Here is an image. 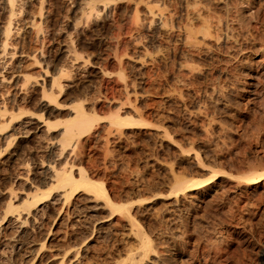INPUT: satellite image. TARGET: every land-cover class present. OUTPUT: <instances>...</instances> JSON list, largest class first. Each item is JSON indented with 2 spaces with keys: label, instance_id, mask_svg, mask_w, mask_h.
<instances>
[{
  "label": "rangeland",
  "instance_id": "374dc122",
  "mask_svg": "<svg viewBox=\"0 0 264 264\" xmlns=\"http://www.w3.org/2000/svg\"><path fill=\"white\" fill-rule=\"evenodd\" d=\"M18 2L0 56V264H264V0H90L97 16L86 0ZM53 75L66 87L51 103ZM76 105L92 120L68 144ZM11 198L23 219L6 227Z\"/></svg>",
  "mask_w": 264,
  "mask_h": 264
},
{
  "label": "bare ground",
  "instance_id": "6f19581e",
  "mask_svg": "<svg viewBox=\"0 0 264 264\" xmlns=\"http://www.w3.org/2000/svg\"><path fill=\"white\" fill-rule=\"evenodd\" d=\"M22 1V0H21ZM2 2V0H0V3ZM7 2V3H6ZM6 2H3V3H6L5 4V7H3L2 6V8H4V9H2V12H3V10L4 11H6L7 10V12L9 13V15L5 18V24L3 25V29H4V31L2 32L3 33V35H2V37L0 36V56L1 57H6L8 54H10V53H12V51L10 50V47H11V45H12V43H9V41H10V36H11V33H12V30H14L13 28H15L14 27V21L16 20V18H14V16L16 15L17 16V11L21 8L20 7V2H18V0H7ZM84 2H85V0H84ZM88 4H87V3ZM86 4H87V7L90 9V10H86V12L88 13L89 11H91L92 12V14L94 15V16H97V14H96V12L98 11V7H97V11H96V9L95 10H93L95 7H94V4H92L91 2H90V0H86ZM44 3V2H43ZM86 4L84 5V6H86ZM1 5H3V4H1ZM83 6V7H84ZM1 8V7H0ZM86 8V7H85ZM93 11L95 12V13H93ZM86 12L84 13V14H86ZM1 13V12H0ZM42 13V12H41ZM98 13V12H97ZM7 15V14H6ZM89 16V15H88ZM15 19V20H14ZM3 20V19H2ZM35 23V22H34ZM17 25V24H16ZM34 26V25H33ZM41 28V27H40ZM40 30V29H39ZM2 31V30H1ZM39 32V31H38ZM189 32V31H188ZM13 34V33H12ZM11 42V41H10ZM11 44V45H10ZM60 46V45H59ZM12 48V47H11ZM59 50L62 52V53H64L65 54V56H66V58H67V60L68 59H70V60H68V61H71V63H76V62H73L76 58L73 56L72 57V50H71V48H70V45L67 43H65V45L63 44V46L62 47H60L59 48ZM13 53H14V51H13ZM62 55V54H61ZM9 57V56H8ZM73 59V61H72V59ZM3 59V58H2ZM12 59V58H11ZM4 60V59H3ZM8 60V59H7ZM2 61V60H1ZM50 62V61H49ZM3 63V62H2ZM49 64V63H48ZM7 65V61L5 60V66ZM72 65V64H71ZM47 66V65H46ZM77 67V66H76ZM45 69H47V68H45ZM66 70V69H65ZM61 72V74L59 75V77L61 76H63L64 74H65V71H64V68H63V71H64V73H63V71H62V69L60 70ZM66 73H67V70H66ZM63 74V75H62ZM54 76V75H53ZM57 76V75H56ZM24 78H23V80H25V84H30L31 83V79L32 78H34V76H32L31 74H26V75H24L23 76ZM60 79V78H59ZM33 80V79H32ZM52 80V79H51ZM0 81H4V77H2L1 79H0ZM60 81H61V79H60ZM30 82V83H29ZM53 83L51 84L52 85V88H51V91H50V89L48 88V87H46V85H45V87L47 88V89H49V91L48 90H45V89H42V91H43V93H42V97H44V96H47L48 98H49V101L51 100L50 99V97H52L53 96V94L55 93V91H57L58 90V93L59 92H62V88L63 87H66V86H63L62 84H64V83H60L59 82V80H58V78H56L55 76L53 77V81H52ZM62 82V81H61ZM45 83V82H44ZM44 83H42L43 85H44ZM33 85H35L34 84V82L32 83ZM23 85V84H22ZM32 85V86H33ZM23 87H25V86H23ZM23 87H21V88H23ZM35 87V86H34ZM50 87V86H49ZM26 88V87H25ZM56 88H57V90H56ZM57 93V92H56ZM55 93V94H56ZM57 93V94H58ZM56 94V95H57ZM19 96V95H18ZM22 97V96H21ZM42 97L40 98V99H42ZM46 98V97H45ZM44 98V99H45ZM48 98H46L47 100V102H45L44 101V99H42L43 101H44V103L42 104L43 105V107L45 106H47L48 105ZM55 100H56V96L55 97H53ZM58 99V98H57ZM7 100V99H6ZM12 100V99H11ZM14 100H15V97H14ZM24 100V99H23ZM1 101V100H0ZM9 102H10V100H8ZM17 101H19V100H17ZM41 101V100H40ZM53 101V100H52ZM52 101H50L51 103H52ZM14 102H16V101H13V103ZM20 102V101H19ZM54 102V101H53ZM10 103H12V102H10ZM42 103V102H41ZM56 103H57V101H56ZM7 104H9L8 102H7ZM6 104V102H5V100L3 99L1 102H0V118H2V120L5 118L4 116H5V113L6 114H8L6 111H7V109H9V107L7 108V105ZM15 104V103H14ZM17 104V103H16ZM51 105V104H50ZM9 106V105H8ZM13 106V105H12ZM41 106V105H40ZM39 106V107H40ZM42 107V108H43ZM74 107V106H73ZM11 108V107H10ZM75 109H76V112H75V116L73 117V119L72 120H70L69 122H66L65 123V128H64V133L63 134H65V142H67L68 144H70V142H71V138L74 136V134H75V131H74V128L75 127H77V128H80V129H84V128H86L87 126H90V121L92 120V116H90L89 114H87L86 113V111L84 110V108L82 107V106H79V105H76L75 106ZM41 110V109H40ZM9 111H10V109H9ZM12 113V112H11ZM44 113V112H43ZM17 115V114H16ZM8 117V116H7ZM6 117V118H7ZM17 117H18V115H17ZM35 117V116H34ZM16 118V117H15ZM8 119H9V117H8ZM8 119H5L6 121L8 120ZM12 119H14V117H12ZM26 119H28L29 120V117L28 118H26ZM39 119V118H38ZM15 120V119H14ZM27 120V121H28ZM32 120V119H31ZM9 121V120H8ZM12 121V120H11ZM33 121V120H32ZM2 122V121H1ZM22 122V121H21ZM24 122V121H23ZM29 122V121H28ZM28 122H24V125H23V131H22V133H24V134H26L25 136H27L32 130L30 129V127H29V125H30V123H28ZM36 122H38V121H36ZM39 122H40V120H39ZM46 122V121H45ZM44 122V123H45ZM112 122H114V123H116V124H118L119 126H121V127H125V128H132V127H136V126H139V125H144V124H146V122L144 121V120H142V118H137V117H135V116H123V115H120L119 113H116L113 117H112ZM17 123V122H16ZM32 123V122H31ZM50 123V122H49ZM49 123H47V125L49 124ZM10 124V123H9ZM8 124V125H9ZM51 124V123H50ZM16 125H18V124H16ZM44 125V124H43ZM5 126H7V124L4 122V123H2L1 125H0V131H3V129H4V127ZM18 126H20V125H18ZM51 126V125H50ZM21 127V126H20ZM44 127H45V125H44ZM49 127V126H48ZM32 128V127H31ZM36 129V128H35ZM43 129V128H42ZM15 130V129H14ZM21 130V129H20ZM46 130L47 131H49L48 129H47V127H46ZM16 131V130H15ZM34 131V130H33ZM42 131V130H41ZM45 131V130H44ZM19 132V131H18ZM35 132V131H34ZM20 134H21V132H20ZM21 136V135H20ZM8 138V137H7ZM6 138V139H7ZM5 139V140H6ZM6 142V141H5ZM62 152V151H61ZM50 170V169H49ZM55 176H56V173H55ZM80 176H81V181L87 186V187H91V188H98L99 189V191L101 192L103 189H102V185H100L99 183H97V182H95V181H91V180H86V176L84 175V173L82 172V170H80ZM52 177V176H51ZM61 180L63 181V182H65V183H70V184H73L74 183V178H73V176H72V172L70 173V174H62L61 175ZM248 181H250V179L248 180ZM253 183H255V182H253V181H250L249 182V184H253ZM197 183H193V182H191V183H189V182H187V181H178L177 183H176V188L178 189V190H185L186 188H190V187H192V186H194V185H196ZM12 199L13 198H11V202L8 204V206H7V208H6V212H5V217L6 216H12V217H8V218H6V227H8V226H10V224H12V223H14V222H18L19 220H21L20 219V217H22L21 216V214L23 213H21L20 211L19 212H17V214L15 215L13 212H14V208H15V206L16 205H14L15 203H14V201H12ZM14 199H16L15 197H14ZM13 199V200H14ZM54 201H55V199H54ZM37 203H41V202H39V201H36ZM132 207V205H129V204H120V206H118V208H119V210H121V211H125L126 210V214H127V216H130V208ZM42 208V207H41ZM16 210V209H15ZM37 211H39V210H37ZM69 210L67 209V213H69L68 212ZM13 213V214H12ZM66 213V214H67ZM75 213V212H74ZM79 216V215H78ZM4 217V216H3ZM5 217H4V220H5ZM22 219H23V217H22ZM66 219V218H65ZM1 220V219H0ZM76 221H79V220H77L76 219ZM21 222V221H20ZM131 222H133V224H137L135 221H131ZM21 224V223H20ZM22 224H24V223H22ZM72 224V223H71ZM73 225V224H72ZM3 226V225H2ZM17 226H19V227H21V225H17ZM74 226V225H73ZM16 229V228H15ZM35 229H33V231H34ZM4 233V232H3ZM22 234V233H21ZM138 234H139V236H140V242H141V250L139 251V256L140 257H142V256H144V255H146V245H147V241H146V236H145V234H143L141 231H138ZM32 240V239H31ZM33 242V241H32ZM31 242V243H32ZM24 243V242H23ZM40 245V244H39ZM41 248L44 246V244L43 243H41ZM31 246L29 245V246H23V245H20V246H18V249L21 251V253H20V255L24 258V257H27V256H29L30 255V253H31V251L32 250H30L29 248H30ZM40 249V248H39ZM16 250V249H15ZM19 251V252H20ZM130 258H131V264H137V261H136V259L134 258V257H132V256H130ZM69 261V260H68Z\"/></svg>",
  "mask_w": 264,
  "mask_h": 264
}]
</instances>
